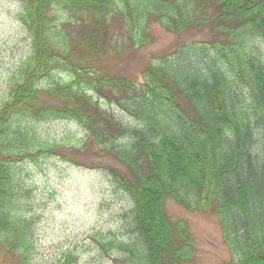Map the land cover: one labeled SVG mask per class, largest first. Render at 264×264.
Wrapping results in <instances>:
<instances>
[{"label": "trees", "instance_id": "trees-1", "mask_svg": "<svg viewBox=\"0 0 264 264\" xmlns=\"http://www.w3.org/2000/svg\"><path fill=\"white\" fill-rule=\"evenodd\" d=\"M20 1L32 54L0 106V238L8 249L0 248V262L14 252L28 264L34 245L9 162L56 153L29 126L16 128L15 117H24L74 119L87 132L80 149L128 168H110L134 205L138 237L121 244L124 263L193 261L194 233L169 214L172 199L218 216L232 252L224 264H264V59L249 49L264 37V0ZM153 23L209 39L148 61L137 80L107 65L148 45ZM57 72L70 80L50 83ZM102 98L138 125L123 123Z\"/></svg>", "mask_w": 264, "mask_h": 264}, {"label": "rangeland", "instance_id": "rangeland-1", "mask_svg": "<svg viewBox=\"0 0 264 264\" xmlns=\"http://www.w3.org/2000/svg\"><path fill=\"white\" fill-rule=\"evenodd\" d=\"M23 9L20 0H0V106L8 98L15 72L32 54V36L19 18ZM59 15L66 17L64 12ZM151 32L153 38L148 45L113 56L107 65L137 80L148 61L173 54L183 42L209 39L206 32L176 34L157 23L152 24ZM249 49L264 59V37L254 36ZM56 80L68 81L70 75L57 72L49 82ZM101 103L126 125H138L120 107L103 98ZM18 123L33 130L35 142L56 147L55 154L39 159L13 157L9 162L18 212L32 223L34 245L28 264H127L124 260L128 253L121 244L130 246L137 240L134 205L110 168L125 172L128 168L114 157L80 149L87 132L74 119L15 117L16 128ZM167 209L174 220H187L194 233L195 257L187 264H224L232 258L215 213L190 211L172 199L167 200ZM0 248L8 251L1 238ZM10 254L0 264H23L18 254Z\"/></svg>", "mask_w": 264, "mask_h": 264}]
</instances>
